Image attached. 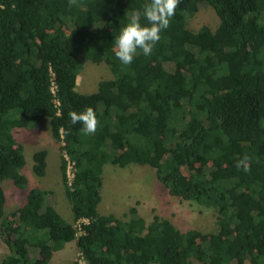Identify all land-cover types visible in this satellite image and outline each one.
<instances>
[{
	"label": "trees",
	"instance_id": "1",
	"mask_svg": "<svg viewBox=\"0 0 264 264\" xmlns=\"http://www.w3.org/2000/svg\"><path fill=\"white\" fill-rule=\"evenodd\" d=\"M148 2L0 0V182L27 186L12 130L49 121L72 214L65 221L52 192L30 189L0 225L1 264H46L71 241L88 264H264V0H181L152 54L138 50L124 66L115 39ZM204 5L219 25L192 31ZM102 62L112 78L77 92L83 66ZM87 107L99 120L91 135L68 117ZM244 155L249 172L236 166ZM130 163L154 169L171 196L212 209L216 228L181 231L157 214L147 223L136 206L125 219L99 214L103 166ZM45 168L46 152H35L33 172ZM4 204L0 187V219Z\"/></svg>",
	"mask_w": 264,
	"mask_h": 264
},
{
	"label": "rangeland",
	"instance_id": "2",
	"mask_svg": "<svg viewBox=\"0 0 264 264\" xmlns=\"http://www.w3.org/2000/svg\"><path fill=\"white\" fill-rule=\"evenodd\" d=\"M219 25V18L209 6H200L197 13L189 20V28L197 31L203 26L214 31ZM112 74L106 63H86L77 77L76 91L81 94H91L97 90L101 80H109ZM12 134L23 149L25 165L21 170L28 183L18 188L10 179L0 182L5 195L0 225L16 213L26 201L30 189L40 188L50 190L53 194L47 198L57 213L67 222L72 220L68 200L61 184L60 156L58 144L54 139L50 122L43 125L31 123L28 127H15ZM45 150V174L39 177L33 172V154ZM67 177L71 180V168H67ZM136 206L138 214L149 223L154 214L168 219L179 230L196 229L209 233L216 228L215 212L195 202L183 201L171 196L168 189L160 183L155 171L148 165L130 163L125 167L105 164L102 169L101 201L98 212L101 215L113 214L125 219L130 207ZM1 227V226H0ZM9 254V250L0 238V264ZM46 264H73L79 262L81 256L75 242L66 243L62 249L48 255ZM249 264V263H245Z\"/></svg>",
	"mask_w": 264,
	"mask_h": 264
},
{
	"label": "clouds",
	"instance_id": "3",
	"mask_svg": "<svg viewBox=\"0 0 264 264\" xmlns=\"http://www.w3.org/2000/svg\"><path fill=\"white\" fill-rule=\"evenodd\" d=\"M75 4L76 0H70ZM181 0H150L143 5L142 12L132 13L128 23L120 29L119 35L115 39V57L123 64L128 66L133 62L138 50L144 56H150L155 45L161 39L162 31L166 30L171 18L175 15ZM141 17L147 21L141 24ZM68 117L72 125L81 124L82 133L85 135L94 134L97 131L99 120L91 107H87L83 112L70 111ZM64 137L70 135V130L60 129ZM238 168L243 166L245 172L251 170L250 157L244 155L236 165ZM82 255V254H81ZM78 264H88L86 259H81Z\"/></svg>",
	"mask_w": 264,
	"mask_h": 264
},
{
	"label": "built area",
	"instance_id": "4",
	"mask_svg": "<svg viewBox=\"0 0 264 264\" xmlns=\"http://www.w3.org/2000/svg\"><path fill=\"white\" fill-rule=\"evenodd\" d=\"M51 91H52V93L55 92V86H52ZM65 159L68 160L67 156H65ZM67 162H68V161H67ZM71 167H72V164L68 162V164H67V168H71ZM67 173H68V171H67ZM71 173H72V172H71ZM72 175H73V174H72ZM68 179H69V178H68ZM69 180H70V179H69ZM79 254H80V253H79ZM80 256H81V254H80ZM81 259H82V257H81Z\"/></svg>",
	"mask_w": 264,
	"mask_h": 264
},
{
	"label": "crops",
	"instance_id": "5",
	"mask_svg": "<svg viewBox=\"0 0 264 264\" xmlns=\"http://www.w3.org/2000/svg\"><path fill=\"white\" fill-rule=\"evenodd\" d=\"M58 144V143H57ZM45 151V150H44ZM58 151H59V144H58ZM59 156H60V159H61V155H60V151H59ZM60 164V163H59ZM44 176V175H43ZM39 177H42V176H39ZM61 184L63 185V182H62V176H61ZM64 189V187H63ZM46 190V189H45ZM46 191H50V190H46Z\"/></svg>",
	"mask_w": 264,
	"mask_h": 264
}]
</instances>
